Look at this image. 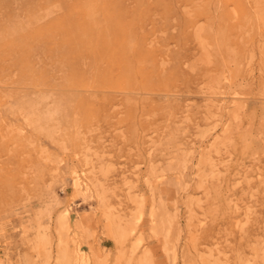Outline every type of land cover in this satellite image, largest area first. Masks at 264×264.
Instances as JSON below:
<instances>
[{"label":"rangeland","instance_id":"rangeland-1","mask_svg":"<svg viewBox=\"0 0 264 264\" xmlns=\"http://www.w3.org/2000/svg\"><path fill=\"white\" fill-rule=\"evenodd\" d=\"M77 251L264 264V0H0V264Z\"/></svg>","mask_w":264,"mask_h":264},{"label":"bare ground","instance_id":"bare-ground-1","mask_svg":"<svg viewBox=\"0 0 264 264\" xmlns=\"http://www.w3.org/2000/svg\"><path fill=\"white\" fill-rule=\"evenodd\" d=\"M75 180H76V181H74V182H75V185H76L77 187H79V186H80V183H79L80 181H78V179H76V178H75ZM80 188H81V187H80ZM68 214H69V211H66V213H65V217H66ZM77 252H78V253H77V257L75 258L73 264H77L78 262H79V263L86 264V259H85L84 255L81 254V253H79V251H77ZM61 259H62V260H67V259H68V256H67L65 253H62V255H61ZM69 261H71L70 258H69Z\"/></svg>","mask_w":264,"mask_h":264}]
</instances>
